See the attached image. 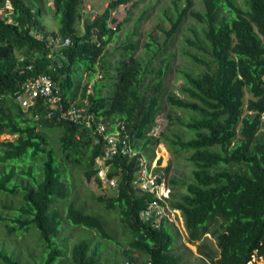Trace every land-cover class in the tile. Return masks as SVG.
<instances>
[{"label": "trees", "instance_id": "16d2710c", "mask_svg": "<svg viewBox=\"0 0 264 264\" xmlns=\"http://www.w3.org/2000/svg\"><path fill=\"white\" fill-rule=\"evenodd\" d=\"M143 1L109 0L97 11L95 5L88 9L86 0H0V138L17 136L0 139V196H8L9 203L2 206L9 214L0 213V224L9 235L28 234L35 226L40 232L35 246L43 250L40 264H65V244L71 242L61 241L64 222L112 240L104 218L70 199L68 181L73 166L87 181L103 187L96 158L103 155L104 141L94 133L95 125L102 121L114 127L124 121L131 146L140 154L154 160L156 148L165 143L173 155L186 153L185 160L192 163L191 181L169 179L170 207L178 213L188 242L198 245L197 264H264V0H246V9L234 0H201L202 11L194 8V0H185L182 8L179 0H172L174 12L163 10L171 25L167 39L159 43L151 34L140 56L137 41L131 40L138 33L127 32L121 39L127 20L117 23L112 13ZM8 3L12 9L6 8ZM46 7L60 17L58 30L45 27ZM188 16L198 23L192 28L193 38H184L181 51L191 67L178 70L183 81L176 88L179 93L167 92L174 54L162 52ZM113 22L115 28L110 26ZM57 39L71 43L57 46ZM107 53L120 57L118 65L110 63L113 75L104 70ZM160 55L165 67L153 66ZM97 71L102 78L94 82ZM39 74L53 78L66 109L86 105L95 117L94 126L60 121L59 111L49 118L46 98H38L35 107L22 108L14 94ZM247 93L253 98L245 107ZM162 112L169 126L176 128L177 123L182 129L173 131L172 139L164 132L152 134ZM51 133L58 134V149L50 145ZM111 164L109 176L118 180L116 193L99 194L95 200L118 211L133 236L130 251L117 242L124 261L115 264H187L174 251V223L164 218L156 227L157 222L141 218L156 198L134 187L136 158L120 156ZM169 171L164 168L162 176L168 177ZM13 200L18 203H10ZM61 200H66L65 213L58 207ZM207 236L216 239L218 254L205 251L204 242L200 245ZM31 256L33 264H39ZM70 259L67 264H107L85 240L72 245ZM0 264L23 263L0 248Z\"/></svg>", "mask_w": 264, "mask_h": 264}, {"label": "rangeland", "instance_id": "374dc122", "mask_svg": "<svg viewBox=\"0 0 264 264\" xmlns=\"http://www.w3.org/2000/svg\"><path fill=\"white\" fill-rule=\"evenodd\" d=\"M179 1L181 8L184 7L185 0ZM234 1L236 2L237 6L246 9V0ZM108 2L109 0H86V4L91 5L92 10H94L95 5L97 11L105 9V3ZM194 2V8L198 11H202L203 4L201 3V0H194ZM101 6L104 8L101 9ZM97 7H99V9H97ZM172 7V0H144L142 4L134 8H131L130 5L121 6L113 11L112 16L116 19L117 23L127 20L122 32L120 33L121 39H123L127 32H131L132 34L136 32L138 33L136 36H133L131 40L137 41L138 55L144 56L145 48L143 46L150 41L151 34H153V37L159 43H163L167 39L166 32L171 29V25L167 17L163 14V10L167 9L169 14H172L174 12ZM42 20L45 27L49 30H56L59 28L60 17L56 16L54 11H52L49 7H46L44 10ZM117 23L113 22L110 26L116 27ZM197 26L198 23L188 16L184 23L171 37L166 49L162 52L163 55L169 53L174 54V57L171 60L172 64L170 66V71L166 76L164 90L167 92L179 93L176 88L183 84V81L181 77H179L178 70H180V68L190 69L191 67L190 62L181 54V51L183 46H185L184 38H188V36L193 38L194 35L192 28ZM112 47H116V44H113ZM193 51L196 52V54L201 55L200 51L195 49H193ZM104 57L105 62H107V64H105L104 70L108 72L107 75H113L116 73V71L113 67L111 68L110 63L114 64L117 62L118 65L120 57L118 53H107ZM163 58L164 57H161L160 55V57L153 62V66L165 67V65L161 63ZM201 69H204V67H201ZM152 76L153 74L150 77ZM108 82H111V80ZM252 98L253 97L251 95L248 93L246 94L245 107L247 106L248 100ZM162 105L166 107L165 100H163ZM166 111H168V109ZM178 113L182 114L181 111H178ZM156 122L157 125L152 131V134L155 136H159L164 132L169 138L172 139L173 131H176L177 133L182 131L177 123L175 125L176 128H174L173 125H168L166 121V112L160 113ZM16 137L17 136H4L3 138L2 136L0 139L14 140ZM49 137L50 145L58 149V134L51 133ZM155 152L156 157L154 158V161H157L158 166L160 167L159 172L163 173V169L169 167V179L172 176H175L176 179L180 180L181 182H189L192 180V171L194 167L192 163L185 160V157L187 156L186 153H182L181 157L178 158L172 154L171 150L169 149V145L165 143H161L156 148ZM68 184L72 189L70 199L77 202L78 205H82L85 210L104 218L103 221L112 240L103 239L96 231L91 229L76 227L71 225L69 222H64L61 241L71 242L70 244L65 242L68 250L65 252L66 256L64 257V263L67 264L71 261L70 256L72 245H75L82 240L90 242L91 248L95 247L97 249V251L100 253L102 262L107 264H115L117 262L123 263L122 261H124V258L122 255V247H120L117 242H120L121 246H123L126 251H130L128 243L133 236L130 233L129 228L124 226L125 224L122 222L121 214L118 211L109 209L107 210L103 205L95 200V196L99 194L106 196L114 195L116 193L115 189L107 188L105 186L98 187L94 181H87L83 176L81 169L73 166L71 167ZM0 197V213L5 212L9 214L2 208L5 203L9 204L7 201L8 196L6 197V195H1ZM64 202H66V200H61L58 205L63 213L66 212ZM10 203L16 205L18 200H13ZM170 218L171 222L174 223L175 227L177 228V231L176 229L172 228L178 235L174 247L176 255L182 256L184 262L187 264H197L199 258L198 245H191L188 242V237L181 228V222L177 212L171 213ZM37 237L40 239V232L37 230V228H35V226L30 228V232L28 234L19 232V234L16 233L9 235L7 227L0 224V248L5 250L7 253H14L20 257L23 264H33V257L31 255L35 256V260H37L39 264L43 261V250L35 246ZM203 242L208 247L205 249V251L212 250L216 251V254H218L217 242L214 237L207 236L204 240H202V242L200 241V245H202ZM58 247L61 248V246ZM133 254L134 256L139 257L141 260H144V256L141 255L140 252L135 251Z\"/></svg>", "mask_w": 264, "mask_h": 264}, {"label": "built area", "instance_id": "2783aa9c", "mask_svg": "<svg viewBox=\"0 0 264 264\" xmlns=\"http://www.w3.org/2000/svg\"><path fill=\"white\" fill-rule=\"evenodd\" d=\"M7 8L10 9L11 7L7 6ZM38 38L41 37L38 36ZM57 43H60V39L57 40ZM68 44H70V39H66L63 45ZM32 67L30 65L27 69L31 71L33 70ZM24 72L21 68L20 73ZM90 91L91 88L88 89V92ZM14 96L22 108L25 109L35 107L38 98H46L50 108L49 118L55 116L56 111H59L58 120L60 121L67 119L76 125L86 128L94 126L95 117L93 114L87 113L86 105L78 107L72 104L67 109L65 108L59 87L53 78L47 74H39L29 78ZM94 133L101 136L104 141L103 155L96 158V163L99 167L98 177L103 186L116 189L118 185L117 178L109 176L112 170V161L120 156L136 158L137 171L134 175L133 185L141 193H150L156 198V200L148 203V207L143 211L141 218L145 221L153 220L157 222L155 223L156 227L164 218L171 222L170 214L175 211L170 207L173 190L169 184V178L162 176V173L157 170L159 167L157 161L150 160L145 155L140 154L139 151L133 149L126 122L121 121L114 127H110L109 124L100 121L95 125ZM126 264L153 263L149 260L147 262H126Z\"/></svg>", "mask_w": 264, "mask_h": 264}, {"label": "clouds", "instance_id": "9594fccd", "mask_svg": "<svg viewBox=\"0 0 264 264\" xmlns=\"http://www.w3.org/2000/svg\"><path fill=\"white\" fill-rule=\"evenodd\" d=\"M7 6H10V7H11L10 9H12V6H11L10 3H8ZM7 6H6V8H7ZM7 9H9V8H7ZM88 9H91V6H90V5L88 6ZM113 28H115V27H113ZM31 34H32V32H31ZM35 36L38 38L39 35L36 34ZM40 37H42V36H40ZM39 39H40V38H39ZM57 40H58V39H57ZM57 40L55 41V43H56L57 46H60V45H63V44H64V43L61 42V40H60V43H57ZM70 43H71V41H70ZM68 45H70V44H68ZM63 46H65V45H63ZM21 59H24V58H23V57H20V60H21ZM18 72H19L20 75L24 74V73H22V74L20 73V69H18ZM97 73H100V71H97ZM101 74H102V73H101ZM31 77H33V76H31ZM31 77H29V78H31ZM29 78H28V79H29ZM101 78H102V76L99 75V79H101ZM28 79H27V80H28ZM27 80H26V81H27ZM26 81H25V82H26ZM22 86H23V85H22ZM92 86H93V84H90L89 87H88V89L91 88ZM21 88H22V87H21ZM91 92H92V89H91V91H90L89 93H91ZM73 105H75V104H73ZM76 106H78V105H76ZM3 136H5V135H3ZM7 136H9V135H7ZM9 137H11V136H9Z\"/></svg>", "mask_w": 264, "mask_h": 264}, {"label": "crops", "instance_id": "0c3cea01", "mask_svg": "<svg viewBox=\"0 0 264 264\" xmlns=\"http://www.w3.org/2000/svg\"><path fill=\"white\" fill-rule=\"evenodd\" d=\"M56 30H58V28L56 29ZM113 46V45H112ZM111 46V47H112ZM111 47H109V49L111 50ZM99 75H101L102 76V74L101 73H97V77H96V79H95V81L94 82H96L98 79H99ZM100 80V79H99ZM5 136H7V135H5ZM3 138H4V136H3Z\"/></svg>", "mask_w": 264, "mask_h": 264}]
</instances>
